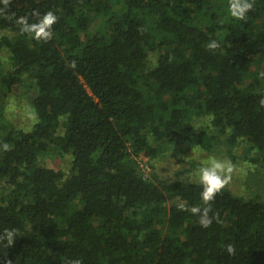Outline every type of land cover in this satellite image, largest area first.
<instances>
[{
  "label": "trees",
  "instance_id": "trees-1",
  "mask_svg": "<svg viewBox=\"0 0 264 264\" xmlns=\"http://www.w3.org/2000/svg\"><path fill=\"white\" fill-rule=\"evenodd\" d=\"M228 2L0 3L12 67L0 79V235L18 233L0 240V264H264L263 200L224 187L205 203L198 181L142 165L190 138L206 150L224 140L264 168V0L243 21ZM49 10L51 39L20 31L18 18ZM17 86L29 128L7 113ZM201 117L209 127L193 129ZM67 154V171L42 161ZM192 207L216 219L203 228Z\"/></svg>",
  "mask_w": 264,
  "mask_h": 264
},
{
  "label": "rangeland",
  "instance_id": "rangeland-1",
  "mask_svg": "<svg viewBox=\"0 0 264 264\" xmlns=\"http://www.w3.org/2000/svg\"><path fill=\"white\" fill-rule=\"evenodd\" d=\"M2 34H6V31L0 30V35ZM11 68L7 49L0 47V79ZM25 90L26 88L17 86L13 91V96L8 94V97L12 96L13 98L8 104L7 113L16 125L29 128L33 119L28 114L32 110L27 102L28 94L25 93ZM201 122L204 124V128L200 129L207 130L208 119L204 117L196 119V126ZM209 156L230 160L234 165L232 178L224 187L246 198H260L264 201V168L250 160L255 155L250 152L246 153L240 147H230L224 140L213 145L211 150H206L190 138H181L174 144L165 146L156 158L148 162L142 161V165L147 176L153 178L197 181L196 169ZM42 161L49 166L67 171L71 156L68 154L47 156L43 157Z\"/></svg>",
  "mask_w": 264,
  "mask_h": 264
},
{
  "label": "clouds",
  "instance_id": "clouds-1",
  "mask_svg": "<svg viewBox=\"0 0 264 264\" xmlns=\"http://www.w3.org/2000/svg\"><path fill=\"white\" fill-rule=\"evenodd\" d=\"M7 7L8 0H0ZM253 9V0H229L227 5L228 15L235 20L243 21L246 20L250 10ZM35 20L30 22L27 17H20L17 19V24L20 26L22 33H27L36 40L47 41L52 38L53 32L52 27L57 22V16L53 11H47L43 14L34 13ZM220 47V43L213 39L207 43L208 49H217ZM264 76V73H260ZM29 117L32 119L36 118V114L32 111L29 113ZM204 128V124L198 123L193 129ZM3 148L7 150L8 145L4 144ZM234 171V165L230 160L218 159L215 156H209L203 161L200 166L196 169L195 175L199 185L202 188L200 192V198L203 202L208 203L212 201L215 194L220 192L226 184H228L232 178ZM190 211L193 214H198L199 224L203 228H207L214 219L215 214L209 215L210 207L201 209L200 207H192ZM18 236L15 228L5 229L3 234L0 235V240L6 242L8 247H11ZM226 251L229 254H234L235 249L231 244H228ZM11 264V261L8 262ZM70 264H82L80 259H73Z\"/></svg>",
  "mask_w": 264,
  "mask_h": 264
}]
</instances>
